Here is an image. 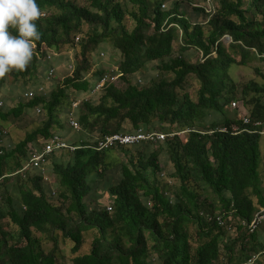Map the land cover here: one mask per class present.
Instances as JSON below:
<instances>
[{
	"label": "trees",
	"instance_id": "obj_1",
	"mask_svg": "<svg viewBox=\"0 0 264 264\" xmlns=\"http://www.w3.org/2000/svg\"><path fill=\"white\" fill-rule=\"evenodd\" d=\"M85 1L88 6L65 0H36L41 10L50 14L36 22L41 39L35 43V55L26 71H12L0 79V88L8 76L37 81V59L48 51L72 52L75 71L72 77L62 73L63 88L57 84L48 97L37 96L27 103L29 109L41 105L47 120L43 128L27 132L14 152L24 155L27 143L38 136L52 137L50 129L60 126L54 116L61 110L59 102L66 98L64 88L87 92L90 81L108 72L91 70L92 80L82 81L90 71L88 56L100 43H108L122 57L118 65L121 86L107 87L94 104L89 100L81 104L78 122L86 139L72 143L78 148L67 162L47 159H52L58 184L54 196L45 192L48 187L40 176L28 177L30 169H36L32 164L28 172L14 176L33 185L28 190L12 189L17 192V200L7 197L4 204L0 203V221L7 219L17 231L11 244L3 237L7 233L0 232V264H57L54 231L61 234L66 246L70 244L69 264H246L252 255L264 250V223L252 233L242 226L264 206L260 146L264 70L254 69L261 81L249 80L238 86L226 73L231 66H244L255 59L252 49L259 55L264 53V0H219L209 20L201 10L194 9L202 13L201 23L183 17L177 6L161 10L163 0ZM127 4L135 9L128 13ZM127 14L131 26L125 24ZM165 21L172 26L163 27ZM201 26L208 27L206 34ZM223 35L231 39L227 49L218 43L217 58H207ZM173 42L180 44V53L197 49L203 61L193 64L181 56L171 58ZM149 62L159 63L158 81L135 86L131 76L145 71ZM165 73L172 77L164 78ZM189 76L198 82L196 99L181 92ZM21 107L23 104L11 113L18 114ZM209 116L219 119L206 122ZM242 117L249 118L250 123L243 124ZM0 118L5 117L0 113ZM256 121L260 125L252 126ZM138 128L166 135L155 143H162L160 150L173 166L174 172L167 175L178 182L177 191L171 183L155 179L159 172L156 153L146 158L140 152L150 143L100 151L93 148L105 136ZM181 132L186 133L183 139L179 137ZM116 150L127 153V163L114 166ZM131 152L137 154L136 161ZM11 158L12 151L0 156V180L21 168L18 161L11 168ZM106 172L116 174L114 182ZM170 190L174 191L172 197L168 195ZM204 191L214 195L220 205L207 203L202 198ZM55 196L59 204L52 201ZM106 201H111L109 212ZM191 225L203 240L195 246L186 231ZM90 230L96 237L89 251L81 254L83 233ZM36 232L51 241L49 250L42 247V238L34 236ZM254 264H264V255H259Z\"/></svg>",
	"mask_w": 264,
	"mask_h": 264
},
{
	"label": "rangeland",
	"instance_id": "obj_2",
	"mask_svg": "<svg viewBox=\"0 0 264 264\" xmlns=\"http://www.w3.org/2000/svg\"><path fill=\"white\" fill-rule=\"evenodd\" d=\"M65 1H73L75 2L77 5H84V6H88V4L86 3L85 0H65ZM196 3H199L200 0H194ZM249 1V0H247ZM247 3V2H245ZM126 9L128 10V13L133 11V7H131V5L127 4ZM184 11L182 10V16L185 17L186 19L190 20V21H196V22H202V18L200 17L201 13H197V11L192 10V8L186 7V5H183ZM170 9V6H168V10ZM167 11V10H166ZM251 15L249 14H245V17L247 19L250 18ZM131 16L129 14L126 15L125 17V24L127 26H131L132 21H131ZM202 29L204 30V33L206 34V30L208 29V27L205 26H201ZM82 33H86V29L85 27L82 30ZM222 44V43H221ZM215 44L213 45V48L210 52V54L207 56V58H212V59H216L217 58V52L215 50ZM222 46L227 49L228 45L222 44ZM180 44H178L177 42H173L172 43V53H171V58H175L177 56H181L184 60L188 61L189 63H196V62H201L203 61L201 52H199L197 49L195 48H190L187 49L186 51H183L182 53H180L179 48H180ZM251 53L252 50H251ZM47 57H49V54H46ZM52 61L47 64H45L42 60V57L38 58V65H39V72H40V78L43 80V85L46 91V97L49 96V94L51 93V91H53V89L55 88V86L57 84H60L61 87H64L65 84H63L64 82V78L62 76V73L65 72V70H67V66L69 64V62L72 60L73 58V64L75 62L74 57L72 56V52H65V51H61V54L59 53H55L54 56H51ZM122 57L121 55L115 51L112 47L109 46L108 43H100L98 45V47L96 48L95 51H93L91 54H89L88 56V62L87 65H89V62L91 64L90 66V71L91 70H96V69H101L102 71H116L118 69V65L119 62L121 61ZM83 60V58H82ZM75 65V64H74ZM159 63L158 62H149L146 65V70L143 72H139L137 74H134L133 76H131L130 80H134V79H139L142 81H145V85L149 86L152 85L151 83H155L158 81L159 77H160V71H157L156 69H158ZM46 68L48 69H54L55 70V75L52 77V79H48L46 81H44V74L46 71ZM255 68L259 69L258 71H263L264 70V62L261 59H258L257 57L255 59H251L248 61V63L246 62L244 66H231L228 68L227 70V77L230 79L231 83H233L235 86H238L241 83H247L249 80H255V81H261V78L255 75ZM89 71V72H90ZM260 71V72H261ZM88 74V73H87ZM172 77L171 74H164V78L170 79ZM39 78V79H40ZM86 80L90 81V77L86 76L85 77ZM37 81L36 80H31L28 81V79L26 78H17V79H11L10 76H8L6 78L5 84L0 88V102L2 103V107L0 108V113L3 114V117L5 118H0V120L5 121L6 125L4 122H0V129H4V130H8L10 131V137L11 140L13 142H17L19 139L22 141L25 137V135L27 134V132L31 131V130H37V129H41L43 128L44 121L46 120V118H44V113L40 114V115H36L34 114L33 110L31 109H24L19 110L18 114L14 115L11 113V110L13 109H17L16 107L19 104L22 103H26V100L24 98L25 95V91L27 89H29L31 86H33L34 84H36ZM91 83V81H90ZM118 88H120V84L118 83V80L114 83ZM198 89V82L192 77L189 76L185 79L184 83H183V87L181 92L184 93H188L191 98L196 99L195 92ZM67 93L68 95H70V91L67 89ZM76 93L79 95H82L83 97L87 96H91V103L94 104L95 101L97 99H99L98 97L100 95H93L90 94L88 91L83 92V91H76ZM262 104H264V99L261 102ZM81 110V109H80ZM80 110L78 111V113L80 112ZM233 110V109H231ZM66 109L63 108V111L61 113H58L55 118L60 121V126L58 127H54L52 128V132H57L61 135H63L65 129L67 128V126L65 125L64 129H61V125L65 124V113H66ZM241 111V109H240ZM229 115H233L232 111L228 112ZM214 118V119H212ZM217 120L219 119V116H209L207 117L205 120L206 122H209L210 120ZM3 125V126H2ZM8 125V127L10 128H6V126ZM154 129H159L158 126H154ZM68 129V128H67ZM186 136V133H179V137L181 139H183ZM67 137V138H66ZM66 138L69 142L72 143V141H77V140H84L86 139V136L81 132H74V131H70L67 130L66 131V136L64 137ZM72 140V141H71ZM18 143V142H17ZM14 144V143H13ZM162 143H150V145L148 144L147 147H141L140 152L143 153V155L147 158V156H149L152 152L156 153V160H157V165L159 167V172H157L155 174V179L157 178L160 182L163 181H167L169 183H171L172 187L174 188V191H177L178 188V182L176 180L173 179H169L167 172L173 173L174 169L172 164L169 162L168 156L164 153V151L160 150V146ZM260 146H261V156H262V178L264 180V132L261 135V141H260ZM132 149V148H131ZM114 156L116 157V163L114 162V166H118L117 164H121V163H127L129 160V156L127 155V153L124 151H120V150H116V152H114ZM131 156H133L132 158L134 159V161L137 160V154L135 152H131ZM69 156L68 154L66 155H62L59 157V160H69ZM13 163H15L14 158L11 160H9V166L11 168H13ZM110 169H113V167H111ZM35 175H37L35 172L31 171L28 174L29 178L32 177H36ZM106 177H109L112 179V181L114 182V180L116 179V174L112 173V172H106ZM55 179V182H53V180ZM50 178V180L48 182H51V184H47V190L45 192H49V194L51 196L55 195V192H57V184L56 183V178ZM31 180V179H30ZM33 182L29 181V182H25L22 180L16 179L15 177H10V178H6L3 180H0V197L2 194V197L0 199V203L2 205V203H5L4 198L9 197V199H12L13 201L17 200V192H12V189H20L23 188L25 190H28L32 187ZM44 184V183H43ZM102 183H99L98 187H101ZM6 186H9V188L7 190H4V188ZM171 192L170 190V194H168L170 197H172L173 192ZM202 198H206L207 203H213L214 206H218L220 205L219 202L217 201V199L215 198L214 195H212L210 192H206L204 191L202 193ZM172 199V198H171ZM52 201L54 203H60V200L57 198V196H55L54 199H52ZM111 205V201H106V204ZM1 207V206H0ZM187 234L190 238L191 244L192 246L196 245V242H202L203 240H200L197 235H196V231L197 229L195 228V226L191 225L189 226L187 229ZM0 232H2V234L4 235L5 233H7V235H4V239L6 241V243L11 244L14 243L16 240V235H17V231L14 227L10 226L8 224L7 219H3L0 221ZM54 236L57 237V250L55 252L56 255V261L57 264H62L63 262H66L67 264H69V257H68V247L70 246L69 243L66 244L64 243V241L61 238V234L57 231L52 232ZM1 236V234H0ZM35 237H39L42 238V247H44L45 249H50L53 245H51V241L48 240L47 238H45V236H40L37 232L34 233ZM96 237V232L93 230L87 231L83 233V244L82 247L80 248L79 252L81 254L83 253H87L90 249V245L92 242V239ZM68 249V250H67Z\"/></svg>",
	"mask_w": 264,
	"mask_h": 264
},
{
	"label": "clouds",
	"instance_id": "obj_3",
	"mask_svg": "<svg viewBox=\"0 0 264 264\" xmlns=\"http://www.w3.org/2000/svg\"><path fill=\"white\" fill-rule=\"evenodd\" d=\"M206 1L207 0H200L199 3H196L193 0L192 3H187L184 0H163V1H161L160 9L163 11H166V10H168V6H170V9L173 8L174 6H177L179 8V10L184 11L183 5H186V7L192 8V10H194V9L201 10V12L204 15H206V20H209L214 15L219 0H210V6L209 7L206 5ZM162 5H164V7H162ZM194 11H197V10H194ZM201 12L197 11L198 14ZM49 14H50L49 11H42L41 10V8L37 4L36 0H0V79L5 78L6 75L12 71L23 72V71L27 70L28 66L32 62V59L35 55V48H34L35 43L41 39V32L39 31V28L37 27L36 22L43 17H47ZM191 22H194V21H191ZM165 25H166V21L163 23V27ZM170 26H172V24H170V25L168 24L165 27L168 28ZM13 31L15 32V34H13ZM180 34H181V32H180ZM223 37H227L229 39V42L226 43V45L229 46V44L231 43V39L228 35H223L214 44L216 46L218 43L225 44L222 41ZM76 38H78V40H76ZM76 38L74 39L75 43H77L79 41V36ZM216 46H215V49H216ZM47 53L49 54V57L46 56ZM47 53H45V56L42 57V60L45 64H47V63L50 64V62L52 61L51 56H54L55 53H59V52L48 51ZM59 54H61V52ZM253 54H255L256 57H258V58H262L256 52H253ZM39 57H41V56H39ZM262 59H264V58H262ZM37 61H38V59H37ZM74 71H75V65L73 64V58H72V60L69 62L68 66H67V70H65V72H63V73H65L67 75V77H72V74L74 73ZM92 71H94V70H92ZM90 72H88V74H86L84 76L82 81L86 80L85 79L86 76L90 77L89 76ZM39 74H40V72H39ZM55 74L56 73H55L54 69L46 68V71L44 74V81H46L48 79H52V77ZM107 74L119 76L117 80H118V83L120 84V77L122 76V74L120 73L119 69H117L115 72L114 71L103 72L102 75L96 76L93 80L91 79L92 80L90 83L91 87L88 90V92L90 94H92V96L93 95H100V93L102 91H104L109 86H116L115 84H110V85H105V87H103L102 89H95L96 83L99 81L100 77H102L103 75H107ZM64 79H65V77H64ZM42 83H43V80L40 78L37 80L36 84H34L33 86H31L29 89H27L25 91L24 98L26 100V103H22L23 104V107H21L22 111L24 109H29L26 107V105L29 101H31L35 97H37V96L46 97V91H45L44 85ZM131 83H133L135 86H141V87L145 86V84H146L145 81H142L139 79L138 80L137 79L131 80ZM60 87H61V85H60ZM64 89H65L66 98L62 99L59 102V104H60L59 107L61 110L55 114V116H56L58 113H61L63 111V108L67 110L65 113V124H63L64 126L62 129L65 128V125L67 126L68 129L67 128L65 129L63 135H61L57 132H52L51 131L52 128H51L50 131H51L52 137H48L47 139H45L41 136L40 137L38 136L35 140H33V141H31L25 145L26 147H25L24 155H20V154L15 153L14 150H15L16 143L17 142L19 143L21 140L19 139L17 142H13L11 140V137H10V131L0 129V156H3L8 151H12L15 163L18 161L21 165L20 169L16 170L13 174L10 175L11 177H14L16 174H22L24 172H28L27 167H29V165L32 164L33 167L36 169H30V170L35 172L36 174H38V175H36V177L40 176L46 184H51V182H48L50 180V178L51 177L53 179L56 178L55 175L53 174V171H52V163H51L52 159L57 160V162H67L68 160H63V161L59 160V157L62 155H66V154H68V156L70 157V153H72L76 148H78L77 146L73 145L72 143H76V142L78 143V142H81L82 140H77V141L71 140L72 141V143H71L66 139L67 137L66 138H64V137L66 136L67 130H70V131L72 130L74 132H81V134L83 133V130H82V128L78 122V111L80 110L81 104L87 100L91 101L92 97L91 96L83 97L80 94L78 95L76 93L77 90H73V89H70L68 87H66ZM67 89L70 91V95H68ZM1 107H2V103L0 102V108ZM31 109L33 110L34 114H36V115H40V114L44 113L43 117L46 118V120H47L46 113L44 112V110H42L41 105L35 106ZM240 113L241 114L244 113L242 111V109H241ZM55 116H54L55 121L60 123V121H58L55 118ZM46 120L44 121V124H45ZM0 122L5 123V121H2V120H0ZM74 122L76 123V127H74L73 124H71ZM5 125H6V123H5ZM252 126H253V123H252ZM54 127H57V125H54L53 128ZM6 128H10V127H8V125H7ZM138 130H142L145 133H160V132L153 130V129L148 130V129H144V128H138V129L133 130L129 133H114V134L131 135V134L136 133ZM221 131H225V129L222 128ZM233 131H236L235 127H233ZM263 132H261V135L263 134ZM181 133H183V132H181ZM161 134H163V133H161ZM111 135H113V134H111ZM163 135L165 138L166 135L165 134H163ZM108 136H110V135H108ZM54 137H56L57 139H54ZM101 140H99V141H101ZM160 141H162V140H160ZM155 142H157V141H155ZM155 142L144 141V142H140V143L134 144V145H117V146H114L111 148L131 147V146L139 145L141 143H155ZM97 143L93 146V148L96 147ZM46 146L50 147V151H48V152L45 151ZM106 149H110V148H106ZM101 150H105V149H101ZM97 151H100V150H97ZM51 157H52L51 161H47V159L51 158ZM12 159L13 158H11L10 160L12 161ZM15 163H13V165ZM54 182H55V179L53 180L52 183H54ZM55 184H57V181ZM57 187H58V184H57ZM108 206L111 207V205H109V204H108ZM262 207H259L257 209V211L254 213V215ZM106 211L109 212L111 210L108 211L106 209ZM254 215H253V217H254ZM262 223H264V221ZM262 223H260V224H262Z\"/></svg>",
	"mask_w": 264,
	"mask_h": 264
},
{
	"label": "built area",
	"instance_id": "obj_4",
	"mask_svg": "<svg viewBox=\"0 0 264 264\" xmlns=\"http://www.w3.org/2000/svg\"><path fill=\"white\" fill-rule=\"evenodd\" d=\"M206 5L208 7L210 6V0L206 1ZM162 7H164V5H162ZM76 40H78V38H76ZM222 41L224 43H228L229 39L227 37H223ZM252 51L255 52L253 49ZM259 56L264 58V53ZM118 77L119 76L117 75H111V74L103 75L96 83L95 89H102L103 87H105V85L114 84L117 81ZM231 107L235 108L236 107L235 103H231ZM242 118H243V124H249L250 122L249 118L246 117H242ZM71 124H73V126L76 127L75 122ZM259 125H260L259 121L253 123V126H259ZM54 139L57 138L54 137ZM163 139H164V135L161 133H145L142 130H138L136 133L131 135L113 134L110 136H106L97 143L94 149L101 150V149L111 148L117 145H134L144 141L155 142ZM45 151L46 152L50 151V147L46 146ZM106 209L109 211L110 207L108 206ZM218 221H220L219 218ZM263 221H264V206L259 209V211L254 215L253 219L249 223L242 222V226H244L249 233H252L256 229V227ZM259 255H264V250L260 253L252 255V257L246 261V264H254Z\"/></svg>",
	"mask_w": 264,
	"mask_h": 264
}]
</instances>
